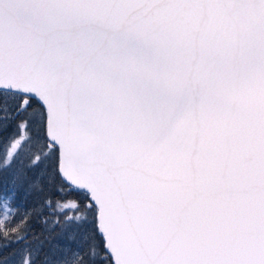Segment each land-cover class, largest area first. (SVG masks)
<instances>
[{
	"label": "snow or ice",
	"instance_id": "1",
	"mask_svg": "<svg viewBox=\"0 0 264 264\" xmlns=\"http://www.w3.org/2000/svg\"><path fill=\"white\" fill-rule=\"evenodd\" d=\"M0 264H264V0H0Z\"/></svg>",
	"mask_w": 264,
	"mask_h": 264
}]
</instances>
